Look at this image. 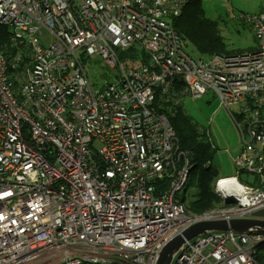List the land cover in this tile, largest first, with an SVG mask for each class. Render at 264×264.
<instances>
[{
	"label": "built area",
	"instance_id": "1",
	"mask_svg": "<svg viewBox=\"0 0 264 264\" xmlns=\"http://www.w3.org/2000/svg\"><path fill=\"white\" fill-rule=\"evenodd\" d=\"M187 1L0 0V264H156L190 225L264 209V13L245 17L255 51L193 59L171 25ZM208 91L239 133L234 166L261 183L219 178L232 207L192 215V166L164 111ZM262 242L210 232L172 264H264Z\"/></svg>",
	"mask_w": 264,
	"mask_h": 264
},
{
	"label": "rangeland",
	"instance_id": "2",
	"mask_svg": "<svg viewBox=\"0 0 264 264\" xmlns=\"http://www.w3.org/2000/svg\"><path fill=\"white\" fill-rule=\"evenodd\" d=\"M200 1L203 12L202 20L209 23L217 34L224 53H227L224 55L249 52L250 47L256 44V40L251 25L245 22L243 17L264 12V0ZM181 47L193 59H206L210 55L216 54L201 53L189 42H181ZM86 62L94 70V73H90L89 80L92 83L100 81L98 75L103 73V68L95 66L93 59H87ZM121 63L123 66L125 65L124 61H121ZM178 108L182 117L196 123L198 136L200 128L209 132V137L215 150L213 165L217 169L220 178L235 176L243 185H247L245 183H247V180L250 182L251 178L252 184L256 187L260 185L259 176L250 175V173H240L234 166L233 159L237 156L241 147L239 133L226 108L220 106L219 100L211 92L208 91L199 97L182 96L179 100ZM229 109L232 114L235 113V107H230ZM261 114L264 115V108L261 110ZM56 187L57 185L52 188L56 189ZM194 193V189L187 190L184 197L185 204L193 198ZM179 195L182 196V193ZM232 205L220 202L219 207L215 209L227 210ZM263 250L264 242L260 244L259 254L263 255ZM56 259V257L53 258V263ZM260 260L264 263V258H260Z\"/></svg>",
	"mask_w": 264,
	"mask_h": 264
},
{
	"label": "trees",
	"instance_id": "3",
	"mask_svg": "<svg viewBox=\"0 0 264 264\" xmlns=\"http://www.w3.org/2000/svg\"><path fill=\"white\" fill-rule=\"evenodd\" d=\"M203 12L200 0H188L181 15L172 21V27L178 33L180 41L189 42L201 53H224L217 34L211 25L202 20ZM7 28L0 27V50L8 46ZM165 112V117L172 127L180 151L188 154L192 168L187 190L194 189V195L186 210L192 215L219 207L220 201L214 193V183L219 179L218 171L213 165L215 150L203 140H198L197 125L181 116L178 109L174 113ZM206 166V167H205Z\"/></svg>",
	"mask_w": 264,
	"mask_h": 264
},
{
	"label": "water",
	"instance_id": "4",
	"mask_svg": "<svg viewBox=\"0 0 264 264\" xmlns=\"http://www.w3.org/2000/svg\"><path fill=\"white\" fill-rule=\"evenodd\" d=\"M253 216L255 218L196 222L168 242L161 251L157 264H170L172 256L185 241L190 242L210 232L264 234V209L254 212Z\"/></svg>",
	"mask_w": 264,
	"mask_h": 264
},
{
	"label": "bare ground",
	"instance_id": "5",
	"mask_svg": "<svg viewBox=\"0 0 264 264\" xmlns=\"http://www.w3.org/2000/svg\"><path fill=\"white\" fill-rule=\"evenodd\" d=\"M73 214L78 216V213H77V212H75V213H73ZM185 242H186V241H185ZM185 242H184V243H185ZM184 243H183V244H184ZM167 244H168V243H167ZM167 244H166V245H167ZM183 244H182V245H183ZM166 245H165V246H166ZM182 245L180 246V248L182 247ZM165 246H164V247H165ZM164 247H163V248H164ZM163 248H162V250H163ZM180 248H179V249H180ZM179 249H178V250H179ZM162 250H161V251H162ZM161 251H160L159 254H158V258H159V255H160ZM177 252H178V251H177ZM175 253H176V252H175ZM175 253H174V254H175ZM173 256H174V255H173ZM173 256H172V258H171V260H170V264H172ZM31 259L34 260L35 264H43V263L46 262V259H45V258L31 257ZM157 262H158V261H157ZM157 262H156V264H157Z\"/></svg>",
	"mask_w": 264,
	"mask_h": 264
},
{
	"label": "clouds",
	"instance_id": "6",
	"mask_svg": "<svg viewBox=\"0 0 264 264\" xmlns=\"http://www.w3.org/2000/svg\"><path fill=\"white\" fill-rule=\"evenodd\" d=\"M261 13H264V12H261ZM257 14H260V13H257ZM257 14H254V15H257ZM254 15L244 16L243 19L245 20V17H250V16H254ZM245 22H247V21L245 20ZM247 23H248V22H247ZM249 52H250V51H249ZM245 53H248V52H245ZM177 109H179V108H177Z\"/></svg>",
	"mask_w": 264,
	"mask_h": 264
},
{
	"label": "crops",
	"instance_id": "7",
	"mask_svg": "<svg viewBox=\"0 0 264 264\" xmlns=\"http://www.w3.org/2000/svg\"><path fill=\"white\" fill-rule=\"evenodd\" d=\"M261 13V12H260ZM255 50V45L250 47V52H253ZM245 53V52H244Z\"/></svg>",
	"mask_w": 264,
	"mask_h": 264
}]
</instances>
